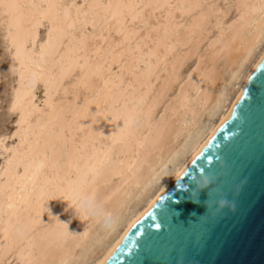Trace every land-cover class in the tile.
Masks as SVG:
<instances>
[{"label": "bare ground", "instance_id": "6f19581e", "mask_svg": "<svg viewBox=\"0 0 264 264\" xmlns=\"http://www.w3.org/2000/svg\"><path fill=\"white\" fill-rule=\"evenodd\" d=\"M17 2L62 5L52 12L67 38L48 43L45 21L16 59L17 29L0 8L13 116L0 132V264H101L228 117L264 56V0ZM86 3L114 5L106 39L90 23L102 10L72 7ZM148 3L172 7H115ZM193 4L201 7H184ZM136 13L143 20L133 23ZM132 27L140 51L116 48L124 37L115 30ZM121 52L127 68L139 60L141 69L125 72L123 85L116 64L114 75L106 65ZM86 97L93 103L84 113Z\"/></svg>", "mask_w": 264, "mask_h": 264}, {"label": "water", "instance_id": "95a60500", "mask_svg": "<svg viewBox=\"0 0 264 264\" xmlns=\"http://www.w3.org/2000/svg\"><path fill=\"white\" fill-rule=\"evenodd\" d=\"M261 75L101 264H264V112L239 128Z\"/></svg>", "mask_w": 264, "mask_h": 264}, {"label": "snow or ice", "instance_id": "6c2138e0", "mask_svg": "<svg viewBox=\"0 0 264 264\" xmlns=\"http://www.w3.org/2000/svg\"><path fill=\"white\" fill-rule=\"evenodd\" d=\"M62 5L49 3L47 5V9H45L44 5L41 4H21L17 2V0H0V8L6 9L5 15L10 17L9 21V28L11 30L12 27H15L17 29L16 36L14 37V44L17 48V54L16 59H21L22 54L26 52V45L29 43V41H33L34 43V33L33 29H37L40 27L45 26V21L48 22V37L49 41L48 43H51L53 39H55L58 43V45L62 46L63 40L67 38L66 33L62 28L57 27L56 25L59 22L58 14H54L52 12L55 8H60ZM72 7H78L79 10L89 9V10H95L97 13H99L101 10L103 11V16L97 18L96 15H93V18L91 19L90 23L93 29L100 27L101 28V36L100 39H106L103 36V31L105 30L106 26L109 25V14L111 9L114 7L112 4H101V3H93V4H82L79 6L72 5ZM117 8H137V9H148V8H154V9H162V8H169L172 7L170 4H139V5H115ZM184 7H188L190 9L199 8L201 5L199 4H193V5H185ZM25 9L28 11L25 12ZM261 11L264 12V4L261 6ZM79 11H78V18H79ZM83 16L85 17L83 21V26L86 28L89 24L88 17L90 15L89 11H83ZM113 18H115L113 16ZM143 20V17L140 13L134 14L133 23L135 21ZM25 25H28L30 27H26ZM107 30L109 33H111L112 29L110 27H107ZM117 36H122L124 39L122 41H118L116 43V48H122L124 44L129 45L128 52H139L140 51V45L137 44L135 49L131 48L132 39L134 37H137L139 35V32L134 28H117L116 30ZM146 39V38H145ZM43 50V46H42ZM123 55L124 53H119V58L117 56H113V61L111 63L106 62L107 65V71L110 75H114L112 73V64H116V70L117 73H119L118 76H115L116 79L120 80L121 85H123L124 82V73L128 72L133 77H136L137 73L141 72V69L139 68V60L134 61L135 66L132 68H127L124 65L123 62ZM256 69L259 70L262 75L261 79L259 80V83L255 85L256 93L252 95V102L246 106V109L241 113V125H239L240 133H245V127L244 125L248 121V113L252 110L253 107L256 109H259L261 112H264V56H261L260 62L256 64ZM11 71L15 72V68L11 69ZM71 70H69L70 73ZM138 78V77H137ZM249 80H252V76L249 75ZM21 80H23V75L21 76ZM105 85L107 86V81H105ZM73 88L76 87L75 84L72 85ZM87 87V86H85ZM129 87H132L131 82L129 83ZM45 95H47V92H45ZM245 96L244 92H241L240 96H237L236 100L237 103L232 105V110L229 113L230 117L235 116L237 104L240 102V100ZM93 101L88 100L87 97L85 98V103L82 106V111L84 113H87L91 104ZM96 107L97 109L100 108V101L99 99L96 100ZM21 122H23V115L21 117ZM129 128V120L127 117H125V127L124 129H121V132H125ZM13 138H15V134L13 135ZM211 139V138H209ZM207 143V142H206ZM24 141L22 140L21 145H18L17 147H23ZM67 195L66 193H64ZM44 193L41 192L40 196L38 197V203L40 199H42Z\"/></svg>", "mask_w": 264, "mask_h": 264}, {"label": "rangeland", "instance_id": "374dc122", "mask_svg": "<svg viewBox=\"0 0 264 264\" xmlns=\"http://www.w3.org/2000/svg\"><path fill=\"white\" fill-rule=\"evenodd\" d=\"M4 62L5 57L2 55L0 46V70L2 75L0 80V132L9 131L12 128L13 121V116L8 115L6 112L7 91L12 77L8 74L7 67ZM191 63L193 62L190 61V66ZM189 64H187L188 67ZM185 69L187 68H184V70Z\"/></svg>", "mask_w": 264, "mask_h": 264}]
</instances>
